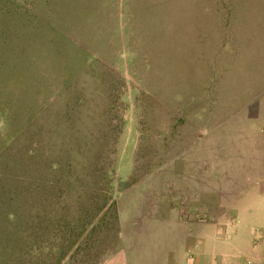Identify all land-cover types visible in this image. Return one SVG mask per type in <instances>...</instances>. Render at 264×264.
<instances>
[{
  "label": "rangeland",
  "instance_id": "obj_1",
  "mask_svg": "<svg viewBox=\"0 0 264 264\" xmlns=\"http://www.w3.org/2000/svg\"><path fill=\"white\" fill-rule=\"evenodd\" d=\"M262 190L264 0H0V264H264Z\"/></svg>",
  "mask_w": 264,
  "mask_h": 264
},
{
  "label": "crops",
  "instance_id": "obj_2",
  "mask_svg": "<svg viewBox=\"0 0 264 264\" xmlns=\"http://www.w3.org/2000/svg\"><path fill=\"white\" fill-rule=\"evenodd\" d=\"M263 193H264L263 190L261 192H257V194L261 195V196L264 195ZM205 243L206 242L203 241L200 244L198 243V245H197V250H198L199 253L196 256V258H198V259H196L197 262H198L196 264H201L202 260L204 258H206L205 250H207L208 247H205ZM211 243H212L213 247H215L216 250L221 249L224 246L223 243L220 242V241H214V242L212 241V242L208 243V245L211 244ZM228 243H230V241L224 243L225 244L224 248L227 246ZM180 244L183 245V246H185L187 244V246H188L189 245L188 237H186V238L183 237V239H182ZM209 249H210V247H209ZM207 252H208V250H207ZM213 254L214 255H212V256L217 257L216 253H213ZM217 258H219V257H217ZM157 259H158V257L155 259V264H158L157 263ZM159 259L161 260L160 264H167L169 260L173 261L175 259L174 256H173V251H171L169 254H166L165 257H162V256L159 257ZM178 260L179 259H177V262H178ZM212 261H213L212 264H227V263H230V262L232 263L233 259H230L229 257H225L223 259H221V258H219V259L212 258ZM129 263L130 262L128 260V257H126V254L123 251H120V252L115 253L111 258H109L103 264H129ZM190 264H192V263H190Z\"/></svg>",
  "mask_w": 264,
  "mask_h": 264
},
{
  "label": "trees",
  "instance_id": "obj_3",
  "mask_svg": "<svg viewBox=\"0 0 264 264\" xmlns=\"http://www.w3.org/2000/svg\"><path fill=\"white\" fill-rule=\"evenodd\" d=\"M105 204H107V202H106ZM110 205H111V207H112V206H113V207H116V205H117L116 200H113V201L110 203ZM103 208H104V207H103ZM103 208H100V211H101V209L103 210ZM64 242H66V241H64ZM75 246H77L76 249H78V248L80 247V241H78V240L75 241V240H74L72 243L69 244L68 249L71 250V249H73ZM64 256H66V254H63V257L60 258V260L58 261L59 264H61L62 261L64 260Z\"/></svg>",
  "mask_w": 264,
  "mask_h": 264
}]
</instances>
